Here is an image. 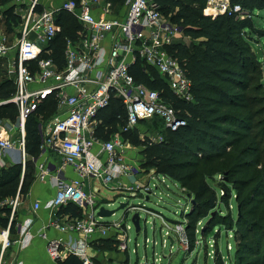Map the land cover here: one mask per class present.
I'll list each match as a JSON object with an SVG mask.
<instances>
[{
  "label": "built area",
  "instance_id": "obj_1",
  "mask_svg": "<svg viewBox=\"0 0 264 264\" xmlns=\"http://www.w3.org/2000/svg\"><path fill=\"white\" fill-rule=\"evenodd\" d=\"M112 1L13 0L20 23L11 34L0 29V62H4V76L15 88L0 105L14 104L17 109L14 121L0 120V168L8 167L2 159L9 156L13 160L10 165H21L24 174L29 160L26 122L42 105L54 99L55 114L47 120L40 119L38 124L40 155L44 152L56 155L62 167H69L76 174V178L66 179L59 167L30 158L35 165L36 179L50 178L56 187L54 196L44 207L54 210L72 204L82 212L81 217L66 216L52 223L61 233L81 236L80 241L71 238L47 241V255L55 263L74 255L83 264H93L86 252L87 240L95 233L104 237L111 229H120L121 221L107 224L98 221L102 219L97 215L100 204L96 194L100 188L133 197L138 193L148 201L154 196L153 188H158V182L168 180L155 171L144 177L147 172L142 173L139 164L129 158V147L122 133L133 130L143 120L158 119L169 131L186 125L157 90L136 82L130 73L131 66L139 62L147 73L154 70L164 79L178 98L189 101L191 81L168 52L169 47L184 44L185 28L164 16L158 0H124L116 12ZM205 6L214 16L238 15L242 20L252 17L251 12L232 0H205ZM61 13L72 17L80 28L75 39H66L63 63L58 65L50 56V46L61 31L58 23ZM113 99L122 104L125 123L121 134L104 139L97 134L102 124L100 114ZM161 141L162 138L152 143ZM171 182L179 187L187 204H191L186 190ZM6 204L11 208L10 226L19 204L18 193ZM39 207V203L34 204V209ZM138 209V214L143 212L154 222L160 219L155 211L143 206ZM9 226L0 230V264L5 250L13 243L24 248L31 238L26 232L21 239L11 241ZM128 229L124 226L122 237L115 238L122 252L128 249ZM173 230L181 244L188 245L185 225L179 222Z\"/></svg>",
  "mask_w": 264,
  "mask_h": 264
},
{
  "label": "trees",
  "instance_id": "obj_2",
  "mask_svg": "<svg viewBox=\"0 0 264 264\" xmlns=\"http://www.w3.org/2000/svg\"><path fill=\"white\" fill-rule=\"evenodd\" d=\"M12 1L0 0V22L7 34L14 33L20 23ZM158 2L161 11L171 14V20L183 26L184 36L193 42L190 48L181 43L168 48L191 81V99L178 98L154 70L147 73L139 62L131 66L130 73L136 82L157 90L186 121L176 131L164 128L161 142L148 143L144 165L184 188L186 196L193 199L185 215L190 248L194 247L198 222L208 217L200 236L216 230L214 264H264V51L261 45L257 47L264 40V25L255 21L258 17L255 11L264 10V0H232L251 12L252 17L243 20L238 15L214 16L206 8L205 0ZM58 23L61 31L50 46V56L60 65L65 41L76 38L80 25L65 13L58 16ZM14 89L13 83L3 76L0 101L8 99ZM55 112L56 102L50 99L27 120L25 143L29 160L24 174L19 164L0 168L2 229L9 226L11 208L6 201L14 199L17 193L24 197L34 180L30 158H37L40 153L39 121L49 119ZM16 116L14 104L0 105V120L14 121ZM100 117L102 124L97 129L100 137L102 133L120 130L125 123L118 99H113ZM148 121L162 124L158 119ZM131 134L129 131L122 136L126 139ZM232 198L234 213L229 204ZM219 205L224 206L225 212L220 211ZM64 214L81 217L82 212L69 204L57 212L58 216ZM14 225L13 218L9 230ZM220 226L233 237L232 263L224 261L216 248ZM94 247L111 253L119 251L112 236L101 239ZM58 264L83 263L69 255Z\"/></svg>",
  "mask_w": 264,
  "mask_h": 264
},
{
  "label": "rangeland",
  "instance_id": "obj_3",
  "mask_svg": "<svg viewBox=\"0 0 264 264\" xmlns=\"http://www.w3.org/2000/svg\"><path fill=\"white\" fill-rule=\"evenodd\" d=\"M112 3L114 4L115 12L119 8H122L120 2L118 3L116 0H113ZM163 14L168 18L172 17L171 14ZM255 16L259 17H255V21L264 25V10L255 11ZM1 18L2 16L0 15V19ZM2 25L3 22H0V29L3 28ZM183 43L190 48L193 42L186 37ZM260 43L261 44L257 45V47L260 48L261 45L264 51V40H261ZM257 51L261 52L260 49ZM4 67V62H0V80L4 76ZM130 132H132V134L128 135L129 137L126 136V139L123 138L122 135L121 136L129 147V158L131 161L139 164L142 173L147 172L144 174L145 177L154 170L151 168L148 169V167L144 165L145 161H147L144 151H146L148 143H152L153 140H161V138L164 137V125L159 122L155 125L154 122L146 120ZM119 134H121L120 130H111L110 133H102L101 136L103 138H109ZM158 183V188H153L155 197L151 196L148 201L144 200V198L136 193L135 197L121 195L115 199L114 203H111L112 205L104 206L107 210H115L120 204L128 203V207L125 209L117 211L110 217L101 219L102 222L105 223L121 221L122 225L129 227L127 230V236L129 237L127 251L122 252L119 250L112 252L109 256L113 258L109 259V261L112 260L113 262L123 264H214L215 246L213 244V239L216 230L207 233L204 237L200 236V232L205 226L208 217L202 219L196 226L194 247L190 248L191 242L189 243V240V245L181 244L179 237L174 234L173 226H176L179 222L185 225V215L190 211L191 205L187 204L184 195L180 193L179 187L177 186V188L169 179L166 180L165 183ZM166 185L168 186L167 188ZM96 186L98 185L96 184ZM229 204L234 213L235 207L233 198L230 200ZM130 206H132L131 209L129 208ZM138 206H143V208H147V210L150 209L158 212L164 217L161 216L160 219L154 222L152 217H146L143 212H140V231L136 233L132 223V217L139 211ZM128 209L131 211H127ZM219 209L221 212H225L223 205H219ZM121 233H123V230ZM114 238H116V236ZM171 240H173L172 243ZM216 248L224 261L233 262L235 252L233 237L231 234H227L223 226H220V235L216 239ZM108 263V260L97 263L93 262V264Z\"/></svg>",
  "mask_w": 264,
  "mask_h": 264
},
{
  "label": "crops",
  "instance_id": "obj_4",
  "mask_svg": "<svg viewBox=\"0 0 264 264\" xmlns=\"http://www.w3.org/2000/svg\"><path fill=\"white\" fill-rule=\"evenodd\" d=\"M37 158V162H46L53 167H59L62 174L66 176V179L76 178V174L71 168L62 167L61 160L56 155L50 152H44L41 153V155L39 153ZM12 162L13 160L10 161L9 156H5L2 159V163L7 166L12 164ZM33 170L34 180L30 185L27 194L24 197H19V204L14 215L15 225L12 230H9L11 241L21 239L26 232H29L31 238L28 240V244L24 248L20 247L18 243H13L8 249H6L2 257L3 264H14L19 262L22 264H58L53 262L47 255V241L53 238H61L63 241H69L70 238L76 241L81 240V236L79 235L61 233L52 226L55 219L61 221L66 216L70 215L64 214L58 216L57 212L60 208L51 210L44 207V204L54 196L56 187L50 178L44 181L36 179L35 165L33 166ZM121 195L122 193L120 192L102 188H100L96 194L100 207L112 205L111 203H114L115 199ZM35 203L40 204L38 209H34ZM161 216L163 215L160 214V217ZM98 221L102 224H107L102 222L101 219H98ZM123 228L124 225L121 223L120 229H111L106 235H104V237L103 235L95 233L87 240L88 247L86 252L92 262H102L108 260V264L114 263L112 260L109 261V259L113 258L109 256L112 254L111 252L99 251L95 249L94 244L98 243L101 239L111 238V236L113 238L115 236L118 237V235H120L119 238L122 237L121 231ZM1 229L2 228H0V230ZM41 235H44V237ZM114 240L118 243V240L115 238ZM62 259L64 260L65 257Z\"/></svg>",
  "mask_w": 264,
  "mask_h": 264
},
{
  "label": "water",
  "instance_id": "obj_5",
  "mask_svg": "<svg viewBox=\"0 0 264 264\" xmlns=\"http://www.w3.org/2000/svg\"><path fill=\"white\" fill-rule=\"evenodd\" d=\"M188 197H189V195H188ZM192 202H193V199H192ZM126 207H128V203L127 202L120 204L119 207L117 209H115V210H107L104 207H99L97 215L99 217H101V218H107V217H110V216L114 215L117 211L125 209ZM127 211H129V210H127ZM132 223L134 225L136 233H139V231H140L139 214L137 212L132 217ZM172 241L173 240H171V243H172Z\"/></svg>",
  "mask_w": 264,
  "mask_h": 264
}]
</instances>
